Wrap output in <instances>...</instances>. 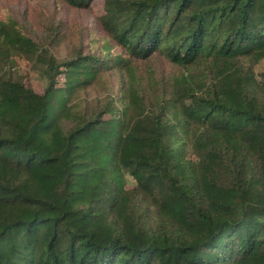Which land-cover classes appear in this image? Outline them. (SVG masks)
Instances as JSON below:
<instances>
[{"label": "trees", "instance_id": "16d2710c", "mask_svg": "<svg viewBox=\"0 0 264 264\" xmlns=\"http://www.w3.org/2000/svg\"><path fill=\"white\" fill-rule=\"evenodd\" d=\"M96 20L95 50L58 59L0 16V264H264V0H103Z\"/></svg>", "mask_w": 264, "mask_h": 264}, {"label": "rangeland", "instance_id": "374dc122", "mask_svg": "<svg viewBox=\"0 0 264 264\" xmlns=\"http://www.w3.org/2000/svg\"><path fill=\"white\" fill-rule=\"evenodd\" d=\"M103 0H93L89 9H74L59 0H0V16L12 15L30 36L58 59L68 58L74 51H94L100 43L101 32L96 16L102 13ZM59 39V40H57ZM160 73L170 71L164 61H157ZM26 83L41 92L44 79L24 60L16 66ZM109 89L115 90V80L111 78ZM106 91L98 86L77 93L74 99L76 107L87 108L94 105Z\"/></svg>", "mask_w": 264, "mask_h": 264}]
</instances>
